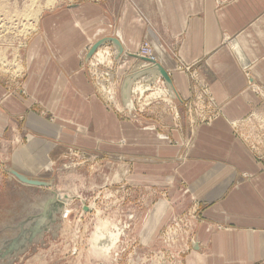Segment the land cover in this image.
<instances>
[{
	"label": "crops",
	"instance_id": "obj_1",
	"mask_svg": "<svg viewBox=\"0 0 264 264\" xmlns=\"http://www.w3.org/2000/svg\"><path fill=\"white\" fill-rule=\"evenodd\" d=\"M220 1H86L45 13L23 52L21 93L15 98L0 84V129L13 120L17 103L22 127L46 146L45 157L50 146L65 144L131 163L140 185L166 193L150 212L152 233L177 212L175 204H198L188 264H264V158L231 125L264 116V0ZM109 37L122 54L108 42L87 57L94 42ZM143 42L170 76L174 97L159 76L146 84L153 75L146 73L131 85L128 112L120 83L146 65L128 56ZM103 50L109 55L100 62ZM97 61L117 65L98 86L118 111L90 79L101 67L92 65ZM157 89L161 95L153 94ZM34 105L48 109L52 120L31 113ZM46 158L44 168L51 163Z\"/></svg>",
	"mask_w": 264,
	"mask_h": 264
},
{
	"label": "rangeland",
	"instance_id": "obj_2",
	"mask_svg": "<svg viewBox=\"0 0 264 264\" xmlns=\"http://www.w3.org/2000/svg\"><path fill=\"white\" fill-rule=\"evenodd\" d=\"M47 1L50 0H0V84L15 98L22 91L25 77L23 52L39 33L40 17L67 4L102 0H53L51 5ZM30 8V15H40L35 30L26 31L25 35L22 29L34 19L22 20V14ZM144 43L147 42L139 49ZM15 63L20 64V72H14ZM92 65H99L95 72H89L96 92L118 111L115 102L98 86L100 79L117 70V65ZM5 69L7 72H3ZM115 95L118 99V93ZM206 106L203 104L200 109L205 110ZM13 109V120L6 130L0 129L4 132L0 135V264H188L199 221L198 204L174 203L178 205L177 212L161 219L160 227L152 233L156 220L149 215L157 202L155 198L166 195L164 190L140 185L138 177L132 175L134 166L128 162L121 166L123 161L118 155L81 147L72 150L65 144L50 146L46 157L51 163L44 168L46 146L22 127L21 105L15 103ZM30 109L31 113L52 120L48 109L37 105ZM198 109L192 105L193 114ZM238 124L232 123V128L238 127L236 130L264 158V116ZM17 162L27 168L24 173L48 184L20 182L9 171ZM64 195L69 196L67 201H61ZM85 206L93 208L86 210ZM97 227L123 230L108 254L92 244Z\"/></svg>",
	"mask_w": 264,
	"mask_h": 264
},
{
	"label": "water",
	"instance_id": "obj_3",
	"mask_svg": "<svg viewBox=\"0 0 264 264\" xmlns=\"http://www.w3.org/2000/svg\"><path fill=\"white\" fill-rule=\"evenodd\" d=\"M112 43L117 51L118 54H122L123 53V48L120 44V42L116 39V38H101L100 40H97L96 42H94L87 53V57H91L94 52L103 44L105 43ZM128 56L131 57H136L137 59L139 58L141 61L145 62L146 65L143 66V68L141 69H132L130 72L126 73L123 76V79L120 83V99H121V103L122 106L124 107V109L126 110H130V108H128V105L131 102V97H130V89H131V85L132 83L140 76L146 74V73H152V77L147 81L146 84H150L152 82H154L155 78L157 76H159L168 91V94L173 98L174 97V93H173V86H172V81L170 79V76L168 75V73L166 72V70H164V68L157 63L155 60H150L144 56L138 55V54H131L128 53ZM10 173L16 178L18 179L20 182L27 184V185H33V186H45L48 183H46L45 181H41L38 179H34V178H29L26 177L22 174H20L19 172L10 169L9 170ZM86 209V206H85ZM192 246L194 248H196V245L192 242Z\"/></svg>",
	"mask_w": 264,
	"mask_h": 264
},
{
	"label": "bare ground",
	"instance_id": "obj_4",
	"mask_svg": "<svg viewBox=\"0 0 264 264\" xmlns=\"http://www.w3.org/2000/svg\"><path fill=\"white\" fill-rule=\"evenodd\" d=\"M53 0H50V1H47L46 3H47V5H51V4H53ZM35 7V6H34ZM31 10V8L26 12V13H23L22 14V20H26V19H34V23H26L27 25L22 29V32H23V34H27L28 33V31L30 30H35L34 28H35V25L37 24V22H38V19H37V17L40 15L39 14V12H37L35 15L34 14H32L31 13V15H30V11ZM30 16V17H29ZM36 20H37V22H36ZM30 21V20H29ZM28 22V21H27ZM2 26V25H1ZM0 26V27H1ZM26 31H27V33H26ZM1 34V33H0ZM18 34V33H17ZM16 50H18V49H16ZM95 54V53H94ZM93 54V55H94ZM108 55H109V53H108V51L107 50H103V51H99V53H98V55L96 56V58H97V60L98 61H100V62H105V61H107V58H108ZM7 58V57H6ZM155 58V57H154ZM4 62L6 61L5 59L3 60ZM4 62H2V64L4 63ZM9 63H6V64H3V65H5V66H7ZM12 65V64H11ZM14 65V67L16 68L15 70H14V72H20V70H21V66H20V64H18V63H15V64H13ZM2 66V65H1ZM10 66V65H9ZM2 69V68H1ZM3 72H7V70L5 69V70H3ZM137 82H139V81H137ZM138 85V84H137ZM145 87H147V86H145ZM144 87V88H145ZM134 90V89H133ZM161 90V89H160ZM153 94H156V95H158V94H160V92H159V90L157 89V91H154V93ZM165 94V93H164ZM161 95V94H160ZM130 97H131V89H130ZM155 97V96H154ZM121 104V103H120ZM128 108H130V109H132L133 108V102H132V98H131V102H130V104L128 105ZM22 175H24V176H26V177H29V178H34V176H30V175H26V174H23L22 173ZM35 179V178H34ZM67 199H69V196H67V195H64L63 197H62V199H61V201H67ZM93 207H86V210H91ZM104 221V220H103ZM100 224V223H99ZM121 228H117V227H115L114 228V230H111V229H108V228H101V227H97L96 229H95V232H94V234H93V237H92V244L94 245V247L95 248H98V249H100V250H102V252H104V253H109V251H110V249L112 248V246L114 245V244H116V242L119 240V237H120V234H121ZM123 231V230H122Z\"/></svg>",
	"mask_w": 264,
	"mask_h": 264
},
{
	"label": "built area",
	"instance_id": "obj_5",
	"mask_svg": "<svg viewBox=\"0 0 264 264\" xmlns=\"http://www.w3.org/2000/svg\"><path fill=\"white\" fill-rule=\"evenodd\" d=\"M139 55L144 56L150 60H154L152 48L149 43H144L138 52Z\"/></svg>",
	"mask_w": 264,
	"mask_h": 264
}]
</instances>
